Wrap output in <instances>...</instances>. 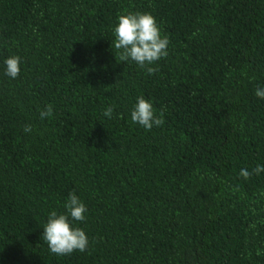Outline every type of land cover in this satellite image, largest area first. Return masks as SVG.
<instances>
[{
    "label": "trees",
    "instance_id": "16d2710c",
    "mask_svg": "<svg viewBox=\"0 0 264 264\" xmlns=\"http://www.w3.org/2000/svg\"><path fill=\"white\" fill-rule=\"evenodd\" d=\"M128 12L170 40L152 75L115 57ZM258 86L264 0H0V264H264V172L240 176L264 165ZM139 96L161 127L131 123ZM70 192L89 245L56 256L43 227Z\"/></svg>",
    "mask_w": 264,
    "mask_h": 264
},
{
    "label": "clouds",
    "instance_id": "9594fccd",
    "mask_svg": "<svg viewBox=\"0 0 264 264\" xmlns=\"http://www.w3.org/2000/svg\"><path fill=\"white\" fill-rule=\"evenodd\" d=\"M114 40L112 48L118 62H134L140 69L152 75L159 69L154 67L162 58L169 55L170 40L162 36L155 17L149 12H128L120 14L113 28ZM4 74L16 79L21 72V58L18 55L8 56L4 60ZM255 95L264 99V88L257 87ZM113 106L104 110V116L112 118ZM54 108L51 103L39 110L40 119L52 118ZM130 121L147 131L153 127H161L164 122V112L154 110L150 100L143 96L137 97L136 103L130 111ZM25 133H31L32 125L23 127ZM264 172V165L257 164L251 171L241 168L240 176L245 180L253 174ZM65 212L52 209L48 213L47 221L43 227L42 239L47 243L48 249L56 256H67L73 252H84L88 249L89 239L82 227L74 226V222L86 219L87 207L85 203L73 192H70L64 204Z\"/></svg>",
    "mask_w": 264,
    "mask_h": 264
}]
</instances>
